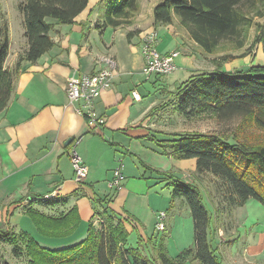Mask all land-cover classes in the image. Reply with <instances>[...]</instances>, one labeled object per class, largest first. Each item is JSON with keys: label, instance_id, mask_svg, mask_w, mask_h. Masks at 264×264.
<instances>
[{"label": "crops", "instance_id": "crops-1", "mask_svg": "<svg viewBox=\"0 0 264 264\" xmlns=\"http://www.w3.org/2000/svg\"><path fill=\"white\" fill-rule=\"evenodd\" d=\"M104 1L88 0L73 23L55 24L49 32L53 46L35 61L22 60L19 64L7 106L0 111V233H9L18 241L26 234L42 247L58 249L84 239L88 223H93L101 210L116 213L128 236L134 234L137 243L148 241L154 248L161 235L155 223L159 213L164 212L163 233L165 239L177 243L174 254L168 253L167 240L163 244L167 254L175 258L180 251L192 247L193 229L187 225L177 227L178 217L169 214L170 210L166 212L153 205L149 190L168 182L169 176L176 179L173 171L182 168L179 164L188 160H194L195 164V159H176L163 154L155 142V137L167 139L170 133L153 128L151 118L155 112L151 109L159 96L147 95L146 88L149 84L153 89L164 83L166 75L145 79L141 33L155 31L156 48L162 54L176 50L180 52L178 56L187 57L198 45L176 18L168 25L154 23L152 9L159 0H136L137 7L129 16V23L101 28L97 25L102 20ZM23 33L24 28L20 39L14 38L17 44L13 47L8 32L5 68L11 69L27 48ZM101 55L113 57L117 71L111 85L95 101L104 124L91 127L84 116L75 113L74 105L68 104L64 85L73 72H95L101 66L95 59ZM133 90L139 93L140 99L132 96ZM75 143L78 155L88 168L82 183L74 180L69 158V150ZM157 155L174 161L170 175L149 164ZM118 167L124 177L120 189L111 185L113 171ZM249 200L230 210L236 213ZM73 208L79 222L66 237H45L37 229L33 234V228L26 221L29 210L60 218ZM216 235L221 237L220 227ZM4 244L11 245L0 240V246ZM142 251L149 253V250ZM2 261L0 253V264ZM184 264L198 263L186 261Z\"/></svg>", "mask_w": 264, "mask_h": 264}, {"label": "trees", "instance_id": "trees-1", "mask_svg": "<svg viewBox=\"0 0 264 264\" xmlns=\"http://www.w3.org/2000/svg\"><path fill=\"white\" fill-rule=\"evenodd\" d=\"M87 2L22 0L18 3L27 48L11 69L5 68L8 27L0 26V111L7 106L20 62L35 61L50 49L54 44L49 34L53 26L73 23ZM102 7V20L97 26L117 27L129 23L128 18L137 4L136 0H105ZM152 15L154 23L160 25L171 24L176 18L199 47L216 56L212 59L211 71L196 73L175 88L171 100L174 110L185 116L210 113L219 121L252 117L256 125L264 127V63L244 69L224 68L225 63L246 56L254 44L260 45L264 53V0H159ZM253 15L263 20L254 23ZM253 24L256 26L254 37L242 53L217 52L223 43L230 44L231 50L243 48ZM168 135L167 139L155 137L163 154L176 159L193 158L197 173L215 176L220 182L222 210L242 206L248 199H255L264 206V144L238 141L234 134L232 140L211 132ZM167 185L172 188V197L184 198L192 219L193 245L175 258L166 252L164 230L154 248L148 241H139L136 248L125 247L128 234L118 215L111 211L103 212L107 221L104 230H97L90 222L84 239L62 248L42 247L26 234L20 236L22 244L6 232L0 233V240L11 244L14 257H27V264H184L186 261L221 264L211 240L217 234V227L203 203L200 189L171 176ZM28 213L38 233L45 237L69 236L79 222L74 208L60 218L32 210ZM141 247L149 253L143 254Z\"/></svg>", "mask_w": 264, "mask_h": 264}, {"label": "rangeland", "instance_id": "rangeland-1", "mask_svg": "<svg viewBox=\"0 0 264 264\" xmlns=\"http://www.w3.org/2000/svg\"><path fill=\"white\" fill-rule=\"evenodd\" d=\"M21 1L0 0V26L3 24L7 25L13 47L17 44L14 38L18 36L17 39H20L19 36L23 32L21 24L22 14L18 10V3ZM253 19L254 23L263 20L255 15H253ZM255 30L256 26L253 24L248 31L247 42L243 48L231 50L229 49L230 44L223 43L218 47L217 52L219 54L224 52L233 54L242 53L251 43ZM157 51L159 52L158 49ZM214 57H216L215 54H209L197 46L196 51H192L187 57L180 55L175 59L176 70L164 77V83L157 84L153 89L149 86L150 84L148 85L146 88L148 90L147 95H152L153 97L159 96L154 106L157 108L153 110L155 113L151 118L153 128L170 134L191 132L219 133L225 135L228 139L230 138V140H232L231 138H233L232 135L234 134V137L238 141L253 145L264 144V127L256 125L252 117H233L226 121H219L210 113L185 116L174 110L171 100L175 88L196 73L211 71L214 68V63L212 62ZM263 63L264 53L261 46L254 44L246 56L225 63L224 67L226 70L244 69L249 65ZM148 92L150 93L148 94ZM164 102L167 103L165 104ZM162 138L165 137L162 136ZM150 155L151 157L153 156V154ZM154 159L149 164L162 171V174L170 175L173 171L172 166L174 165V161L163 155L154 156ZM194 165V160H188L179 164V167L182 166V168H176L177 170L175 169L176 171H173V173L176 179L193 183L200 189L203 196V203L211 213L216 227L221 228V237L216 235L211 239L219 262L221 264H264V206L257 200L250 199L248 204L244 208L237 210L236 213H233V210L236 208L233 210H222L224 208V202L221 191L219 190L220 182L212 174L197 173L193 169ZM166 183L167 181H164L149 190L152 204L157 205L156 207L158 209L163 208V211L168 212L170 210L169 214L171 212V215L175 214L174 217H178L179 221L177 227L181 228V225L183 227L187 225L188 228L192 227L190 212L184 198L177 197L174 200L175 198L172 197V188L167 186ZM179 203H185L186 205L182 207ZM172 204H174V207H172ZM100 211L94 217L92 224L97 230H104L107 221L105 214ZM172 217L169 218L170 222ZM23 221L24 218L21 222ZM26 221L33 228V234H35L36 226L34 220L30 216H27ZM113 223L115 224L116 221ZM190 238H192V233L189 236ZM127 239L128 241L125 244L127 248L139 247L134 234L127 236ZM191 242L188 244H191ZM165 244L167 245L168 253L174 254L175 244H177L175 240L168 238ZM141 248L144 250L145 247ZM11 249L12 246L8 244L0 246V253L3 258L2 264L6 262L8 264H27V257L23 255L17 258L12 257ZM145 254L147 255L148 253Z\"/></svg>", "mask_w": 264, "mask_h": 264}, {"label": "built area", "instance_id": "built-area-1", "mask_svg": "<svg viewBox=\"0 0 264 264\" xmlns=\"http://www.w3.org/2000/svg\"><path fill=\"white\" fill-rule=\"evenodd\" d=\"M156 32L153 30L141 33V53L144 59L143 73L146 80L152 76H165L176 70L175 58L179 51L173 50L166 54L159 53L156 48ZM95 63L101 65L95 72L90 74L73 72L64 85V91L68 104L74 105V111L87 119L89 126L101 127L104 124V118L99 115L95 107V101L103 89L111 85L112 78L117 71L115 59L109 55L97 56ZM135 99H140L136 90L132 91ZM76 143L69 150V158L73 169L74 180L82 183L87 176L88 168L77 153ZM121 161V160H120ZM124 177L121 173V167L113 171L111 185L121 188V182ZM165 213L160 212L157 217L155 228L158 232L165 229Z\"/></svg>", "mask_w": 264, "mask_h": 264}, {"label": "bare ground", "instance_id": "bare-ground-1", "mask_svg": "<svg viewBox=\"0 0 264 264\" xmlns=\"http://www.w3.org/2000/svg\"><path fill=\"white\" fill-rule=\"evenodd\" d=\"M156 38H157V36H156Z\"/></svg>", "mask_w": 264, "mask_h": 264}]
</instances>
